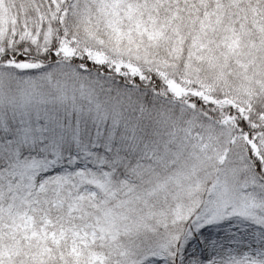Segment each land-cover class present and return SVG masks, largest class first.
Masks as SVG:
<instances>
[{"label":"snow or ice","instance_id":"6c2138e0","mask_svg":"<svg viewBox=\"0 0 264 264\" xmlns=\"http://www.w3.org/2000/svg\"><path fill=\"white\" fill-rule=\"evenodd\" d=\"M0 264H264V0H0Z\"/></svg>","mask_w":264,"mask_h":264}]
</instances>
